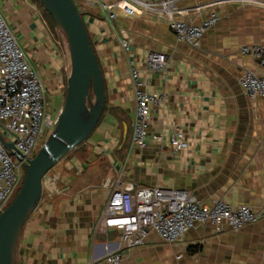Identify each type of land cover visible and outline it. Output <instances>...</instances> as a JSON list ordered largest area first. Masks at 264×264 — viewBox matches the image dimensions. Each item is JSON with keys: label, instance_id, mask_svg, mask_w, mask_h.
I'll list each match as a JSON object with an SVG mask.
<instances>
[{"label": "crops", "instance_id": "obj_1", "mask_svg": "<svg viewBox=\"0 0 264 264\" xmlns=\"http://www.w3.org/2000/svg\"><path fill=\"white\" fill-rule=\"evenodd\" d=\"M223 1L178 3L194 24L218 15L193 49L164 21L125 15L116 6L119 0H74L101 68L105 109L116 111L102 113L90 137L72 151L79 160L68 156L53 185L43 180L41 200L18 241L17 264H88L117 250L121 264H264V217L237 232L226 224L220 231L198 224L174 245L151 232L131 249L117 231L100 226L113 187L182 189L205 207L221 201L264 212V98L250 99L238 83L245 70L264 75L256 60L241 53L244 46H264V8ZM104 5L113 6L114 21ZM198 5L207 6L196 13ZM0 15L43 83L46 102L49 93L64 98L69 55L38 0H0ZM120 29L130 40L129 52L121 47ZM148 53L164 54L165 68L148 71ZM129 59L139 70L141 89L163 97L151 110L149 133L166 138L181 129L187 150L175 152L165 139L144 149L131 145L135 101Z\"/></svg>", "mask_w": 264, "mask_h": 264}, {"label": "built area", "instance_id": "obj_2", "mask_svg": "<svg viewBox=\"0 0 264 264\" xmlns=\"http://www.w3.org/2000/svg\"><path fill=\"white\" fill-rule=\"evenodd\" d=\"M180 1L119 0L116 6L127 16L150 15L166 22L179 41L197 49L203 34L218 21V15L212 12L205 20L194 24L186 18L187 12L178 7ZM227 1L264 8V0L223 2ZM206 6L198 5L193 10L199 13ZM103 9L108 14V20L114 21L113 6L104 5ZM120 33L121 47L124 52H129L130 40L125 30L120 29ZM241 53L252 57L264 68L263 45L244 46ZM128 66L135 101L131 145L144 149L150 142L165 139L175 152L187 150L189 140L181 129L168 132L166 138L149 133L151 110L160 106L163 97L142 90L143 82L133 59L128 60ZM145 66L148 71H161L166 66V56L148 53ZM238 83L250 99L257 96L264 98V75L245 70ZM56 124L57 120L47 111L43 83L0 15V214L9 206L19 188L22 169L34 158L35 149L41 146L40 142L46 134L47 140ZM5 144H12V148L7 149ZM263 217L264 212L255 211L247 205L232 206L217 201L205 207L195 196L182 189L127 186L111 189L101 214L100 226L117 231L121 244L131 249L143 245L151 232L164 243L174 245L198 224L209 223L217 231L226 224L237 232ZM179 258L180 255L177 256ZM122 259V251L117 250L100 260L91 258L88 264H121Z\"/></svg>", "mask_w": 264, "mask_h": 264}, {"label": "water", "instance_id": "obj_3", "mask_svg": "<svg viewBox=\"0 0 264 264\" xmlns=\"http://www.w3.org/2000/svg\"><path fill=\"white\" fill-rule=\"evenodd\" d=\"M38 2L66 42L70 72L57 124L34 158L29 160L17 195L0 214V264H17L18 241L28 216L41 200L43 178L90 137L105 109L101 68L74 0ZM5 146L12 148V144Z\"/></svg>", "mask_w": 264, "mask_h": 264}, {"label": "rangeland", "instance_id": "obj_4", "mask_svg": "<svg viewBox=\"0 0 264 264\" xmlns=\"http://www.w3.org/2000/svg\"><path fill=\"white\" fill-rule=\"evenodd\" d=\"M46 16H47V18H48V20L50 21V23H51V25L53 26V28H54V31L55 32H59V30L55 27V25L53 24V22H52V20H51V18H50V16L48 15V13L46 12ZM70 65V64H69ZM64 99H65V97L64 98H62V99H59V100H55L52 96H51V94L49 93L48 95H47V111L53 116V118L54 119H56L57 120V116H58V114H59V112H60V110H61V108H62V106H63V103H64ZM108 111H110L111 113H115V111H116V109H114V108H109V107H106V109H104V112H103V116L108 112ZM130 131H131V128H130ZM132 131H133V129H132ZM131 131V132H132ZM48 133V132H47ZM46 136H47V134L45 135V137L43 138V140L40 142L41 143V146L39 147V148H36L35 149V151H34V153H35V155L37 154V152L39 151V149L43 146V144L45 143V141H46ZM49 136H50V134H49ZM49 136L47 137V139L49 138ZM73 151V150H72ZM72 151H70L65 157H63L46 175H45V177L43 178V180H45V178L47 177V180L48 181H50V183L53 185V180H54V178H56L57 176H58V174L61 172V167L63 166V162L65 161V159L66 160H71L68 156H70V157H72V156H76V155H73V153H72ZM79 160V158H77V156H76V158L74 157V158H72V161L74 162L75 161V163L77 162ZM79 167H81L80 165H79ZM24 175H25V169L23 168L22 169V178H21V181H20V184H19V188L17 189V191L15 192V194H14V196L11 198V201H10V203L13 201V199L15 198V196L17 195V193H18V191H19V189H20V187H21V185H22V183H23V180H24ZM53 188V187H52ZM9 203V204H10Z\"/></svg>", "mask_w": 264, "mask_h": 264}, {"label": "trees", "instance_id": "obj_5", "mask_svg": "<svg viewBox=\"0 0 264 264\" xmlns=\"http://www.w3.org/2000/svg\"><path fill=\"white\" fill-rule=\"evenodd\" d=\"M42 7V6H41ZM82 17V16H81ZM59 33H60V36H61V39H62V42H63V44H64V47H65V49H66V51H67V53H68V49H67V45H66V42H65V40H64V38H63V36H62V34H61V32L59 31ZM69 64H70V62H69ZM10 205V204H9Z\"/></svg>", "mask_w": 264, "mask_h": 264}]
</instances>
